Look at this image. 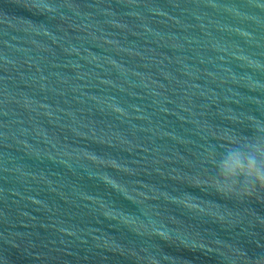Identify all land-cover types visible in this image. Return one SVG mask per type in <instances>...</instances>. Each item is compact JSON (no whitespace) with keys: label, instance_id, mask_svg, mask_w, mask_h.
I'll return each instance as SVG.
<instances>
[{"label":"water","instance_id":"water-1","mask_svg":"<svg viewBox=\"0 0 264 264\" xmlns=\"http://www.w3.org/2000/svg\"><path fill=\"white\" fill-rule=\"evenodd\" d=\"M250 142L264 0H0V264H264Z\"/></svg>","mask_w":264,"mask_h":264},{"label":"clouds","instance_id":"clouds-1","mask_svg":"<svg viewBox=\"0 0 264 264\" xmlns=\"http://www.w3.org/2000/svg\"><path fill=\"white\" fill-rule=\"evenodd\" d=\"M225 156L217 165L222 182L212 183L217 192L228 194L264 188V146L259 142H250L246 147L232 145Z\"/></svg>","mask_w":264,"mask_h":264}]
</instances>
